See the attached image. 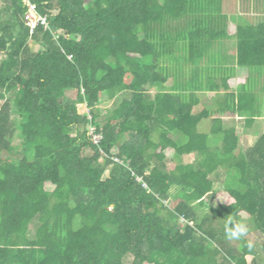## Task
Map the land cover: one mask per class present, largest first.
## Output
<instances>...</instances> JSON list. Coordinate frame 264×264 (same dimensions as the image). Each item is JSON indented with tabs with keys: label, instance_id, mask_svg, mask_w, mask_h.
<instances>
[{
	"label": "trees",
	"instance_id": "obj_1",
	"mask_svg": "<svg viewBox=\"0 0 264 264\" xmlns=\"http://www.w3.org/2000/svg\"><path fill=\"white\" fill-rule=\"evenodd\" d=\"M28 1L46 27L0 0V264H264V132L244 148L194 111L222 87L216 112L252 124L264 20L231 23L222 0ZM229 37L225 73L212 52Z\"/></svg>",
	"mask_w": 264,
	"mask_h": 264
},
{
	"label": "crops",
	"instance_id": "obj_2",
	"mask_svg": "<svg viewBox=\"0 0 264 264\" xmlns=\"http://www.w3.org/2000/svg\"><path fill=\"white\" fill-rule=\"evenodd\" d=\"M240 2L247 4L245 9H243V12L241 10L238 11L237 10L238 8H235L236 10H234V11L227 10V8H233L235 6V3H234V1L231 3H228V0H222L223 12L225 14H227L229 17L231 15H237L238 17H243V18L246 17V18H248L249 22H251V23H253L259 19L264 20V0H241V1H239V3ZM236 3L238 4V2H236ZM230 21H231V23H236L234 20H232V18H230ZM224 45H226V44H224ZM220 47H222V46L220 45ZM220 47L218 48L219 50H220ZM227 48H228V45H227ZM227 48L222 47V50L225 51ZM226 62L227 61L225 59V56L222 55L221 64L225 65V64H227ZM231 64L232 65L234 64L233 66L231 65V67L233 68L235 66V61L234 62L232 61ZM222 70L224 71V68L221 69V71ZM220 77H221V75L217 76L214 79L215 82L218 83L219 85L221 83ZM239 84H241V81H235L234 80L232 82V80H229V82H228V86H229L230 90H235V88ZM223 92H224V90L222 87H219V89L216 91H209V90L196 91V94H197L198 99H199L198 104L200 103L203 105L202 100L205 97V95L210 93L213 96V100H212V104H211L213 106V109L210 110L212 112V114L209 118H207V120H209V126H210V119L217 116L221 119L223 125L234 127V129L238 135L239 143L244 148L248 147V146H252L256 142L259 135L264 132V125H262V128L260 130L261 132L259 134H256L257 132L254 131V127H253V126H256L257 123L259 124V120H261V118L264 119V111L262 112V102H261L259 114H257V116L254 117V121L252 122V124L250 126H246L244 124V117H242V116H237V115H233L230 113H220V112L217 113L216 112V107L218 106L217 104H218V102H221ZM199 93H200V96L198 95ZM260 93H262V92H260ZM209 126L206 128L205 132L208 131ZM218 144L219 143L216 142V145H218Z\"/></svg>",
	"mask_w": 264,
	"mask_h": 264
},
{
	"label": "rangeland",
	"instance_id": "obj_3",
	"mask_svg": "<svg viewBox=\"0 0 264 264\" xmlns=\"http://www.w3.org/2000/svg\"><path fill=\"white\" fill-rule=\"evenodd\" d=\"M233 1L235 3V6L236 7L234 6L233 8H227V10L234 11V10H236L235 8H238L237 9L238 11L241 10L243 12V9H245V7L247 6V4L246 3H241V2L239 3V1H241V0H228V3H231ZM236 2H238V4ZM230 18H232V20H234L236 23H239V24L250 23L249 20H248V18H246V17L243 18V17H238L237 15H231ZM224 44H226V45H224ZM220 45L222 47H226V48H227V45H228V48L225 51H223L222 50V47H220ZM219 47H220V50L218 49ZM33 49L34 50L39 49V46L35 45L33 47ZM212 53H213L214 62L215 61H218L220 63L218 65V67L220 69H223L224 68L225 73H229L230 71L233 70V68L231 67V65H232L231 62L232 61L233 62L235 61V44H234V40L232 39V37L231 38L229 37V38H226L224 40H220V41L215 42V48H213V52ZM222 55L225 56V59L227 61L226 62L227 64H225V65L221 64ZM2 56L3 55L0 54V58ZM227 68H229V69L226 70ZM153 91H154L153 88H150V89L148 88L147 89V92H149L150 94H152ZM256 91L257 92H260L259 91V87H256ZM68 94H69L70 97L74 96L73 93H69L68 92ZM121 94L122 93H120L119 95L121 96ZM198 95L200 96V93ZM125 96H127V95H125ZM117 99H119V98H117ZM117 99H115L114 101H116ZM212 100H213L212 94L209 93V94L205 95V97L202 100L203 101V105L199 103L196 107H194V111L197 112V111H199V110H201L203 108L208 109V110H212L213 109V106L211 105L212 104ZM261 101H262V112H263L264 111V90L261 93ZM112 106H113V100H111V101L110 100H106V98L102 95V99H101V102L99 104V109L101 111V114H105L106 112H108L111 109ZM77 112L78 113H84V112H86V109H85L84 104L83 105L82 104H78L77 105ZM11 120L13 122H17L18 121V115L16 113L11 114ZM262 125H264V119L263 118H261V120H259V124L257 123L256 126H253L254 127V131L257 132L256 134H259L261 132L260 130L262 128ZM208 126H209V120L205 119V120H202L198 124L197 128H198L199 131L205 132V130H206V128ZM19 141H20L19 140V137L15 136L13 138V140H12V144L15 147H18ZM216 142L217 143H220V136L219 135L218 136L217 135H214V136L213 135H210V136H208V143L211 146L216 145ZM192 157L193 156L190 155V156L186 157L183 160L185 162H188V161H191L192 160ZM173 164L174 163L169 162L167 165H168L169 168H171L173 166ZM170 192H171V194L172 193H175V189H171ZM173 203L171 202V204H170V202H169V205H173ZM194 209H195V213H196V216L197 217H201L204 214V212L206 211L205 209L197 208L195 206H194ZM240 227L243 228L244 230L249 229L250 228V223L249 222H243L240 225ZM237 247L239 248V245Z\"/></svg>",
	"mask_w": 264,
	"mask_h": 264
},
{
	"label": "built area",
	"instance_id": "obj_4",
	"mask_svg": "<svg viewBox=\"0 0 264 264\" xmlns=\"http://www.w3.org/2000/svg\"><path fill=\"white\" fill-rule=\"evenodd\" d=\"M24 2L28 6V10L24 14V22L29 27V31L32 32L34 27L37 25H43L44 27H46V19L44 16L38 14L35 5L30 3L28 0H24ZM92 129L93 128H91L90 131H92ZM98 138V135H94L93 141L97 142Z\"/></svg>",
	"mask_w": 264,
	"mask_h": 264
},
{
	"label": "clouds",
	"instance_id": "obj_5",
	"mask_svg": "<svg viewBox=\"0 0 264 264\" xmlns=\"http://www.w3.org/2000/svg\"><path fill=\"white\" fill-rule=\"evenodd\" d=\"M244 231L245 230L243 228H240V229H237L236 231L230 232L229 236L232 238H239V236L244 234Z\"/></svg>",
	"mask_w": 264,
	"mask_h": 264
}]
</instances>
